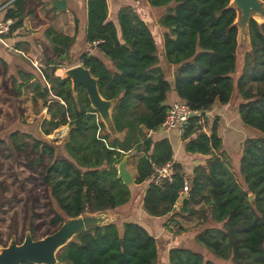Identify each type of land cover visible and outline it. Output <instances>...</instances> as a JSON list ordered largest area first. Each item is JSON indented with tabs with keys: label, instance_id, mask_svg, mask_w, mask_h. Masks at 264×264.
Segmentation results:
<instances>
[{
	"label": "trees",
	"instance_id": "obj_1",
	"mask_svg": "<svg viewBox=\"0 0 264 264\" xmlns=\"http://www.w3.org/2000/svg\"><path fill=\"white\" fill-rule=\"evenodd\" d=\"M10 1L0 0V8ZM147 2L153 8L164 9L159 18L165 28L163 52L169 65L178 66L174 78L177 96L202 112L191 118L182 132L185 149L192 154H214L206 164L195 168L181 211L196 214L199 224L205 225L196 241L216 259L230 262L224 264H264V23L251 20V50L240 67L236 11L229 8L230 0ZM35 3V0H13L1 9L5 10V20L13 21L5 37L22 28L29 14L35 15ZM109 15L108 0H87L85 42L97 53L90 49L73 57L79 19L73 37L46 26L47 45L42 54L45 67L35 68L26 61L29 67H19L17 74L11 76L10 93L15 98L21 97L24 88H30L34 102L45 99L44 105L51 115L42 125L46 135L62 125L69 126L63 150L21 129L9 135L13 148L40 183L33 189L35 195L24 204L26 219L22 229L24 232L29 225L34 238L52 233L66 217L119 211L127 204L131 188L118 177L117 168L127 154L138 157L134 183L148 185L143 199L147 214L166 216L182 197L185 173L181 164L173 163L175 174L171 181H154L156 168L173 162L174 151L169 139L155 141L147 135V131H156L165 120L172 89L170 75L160 65L153 25L131 5L121 7L116 20ZM75 61L82 62L99 78L103 97L118 99L112 117L121 138L107 132L83 87L75 100L70 80L55 75L58 68ZM0 65L7 74L6 61L0 59ZM48 84L55 91L54 102L49 105L45 92ZM236 90L242 98L238 106L241 121L259 131L244 140L237 175L223 151L218 123L211 127L210 135L202 123L216 102L230 103ZM19 116L18 112L10 121ZM6 149L5 141L0 139V153ZM205 192L204 204L196 209L194 205L200 203ZM41 196L48 199V212L40 206ZM30 210L35 217L26 224ZM12 233L11 228L6 233L0 231V242L6 245ZM57 256L63 264L161 262L156 237L142 225L128 221L122 228L113 222L81 232ZM167 263L216 264V261L189 248L176 247L169 251Z\"/></svg>",
	"mask_w": 264,
	"mask_h": 264
},
{
	"label": "rangeland",
	"instance_id": "obj_2",
	"mask_svg": "<svg viewBox=\"0 0 264 264\" xmlns=\"http://www.w3.org/2000/svg\"><path fill=\"white\" fill-rule=\"evenodd\" d=\"M35 1V15L29 14L27 16L32 19L31 26L18 29L11 35V37H5L3 35L2 39L10 44V48L3 45V43H0V45L3 46V48H5V50L8 52L7 54H9L7 55L8 58H3L2 56L0 57V59L6 61L9 67L8 73L4 74L3 67L0 65V139L5 141V146L7 147L4 152L0 153V205H2V209H0V231H5L6 233L11 228L13 233L10 236V239L12 237L20 242L24 239H22V237H25L27 233H30L32 236L34 234L29 225L26 226L24 232L22 229V226L25 223L24 220L26 219L24 204L28 199L32 198L35 195V191L33 189L36 188L40 183L39 180L34 177L35 172L26 167V160H24L22 158V155L16 152L13 148V145L9 140V135L11 131L21 129L31 132V134L36 137L46 139L49 142L59 145V149L63 150L64 141L67 139V135L69 132V126L62 125L59 128L53 130L51 134L46 135L44 133L42 125H44L45 120H49L51 118V115L48 111V107L44 105L45 99L38 98V102H34L33 93L30 88H24L21 97L15 98L10 93V87H12L11 76H15L17 74V69L19 67L27 68L28 65L25 64L26 61L28 63H31L35 68L45 67V61L43 60L42 54L44 53L47 45V41L44 35V29L46 26L53 27L59 33L71 35L75 32L76 19H79V26L81 29L80 33L77 34V40L73 46V57H77L84 51L90 49L92 53L98 52L96 49H92L91 45H88L85 42L84 35L87 14L85 0H69V3L71 5V12H66L67 9L65 10V12H61L58 10L55 11L56 9L51 7V3L48 4L49 0ZM7 3L8 2L4 3L3 5H6ZM135 4L137 6V10L142 15H144L148 21L152 23L154 33L158 41L159 53L161 55H164L163 47L165 28L159 23V18L163 14L164 9L151 7L148 4L147 0H135ZM113 15V12H111L109 17L111 18L113 17ZM22 36L27 37L28 42H20ZM70 55H72V53H70ZM78 64H82V62L75 61L67 66H62L61 68L57 69L55 75L61 78H65L66 69ZM161 64L167 73L170 74L173 71L172 67H170L169 64L165 62L163 57ZM237 76L238 74L236 75V77ZM51 87V84H48V105L54 102L53 98L55 91L53 89L51 90ZM173 89L174 87L172 86L169 95L173 93V91H175V89ZM83 96L85 97L84 93ZM241 101V95L236 90L232 97L231 104H233L232 106L235 108L239 106ZM214 106L209 111H207L205 119H203L202 121L204 130L207 133H211V127L216 121H219L216 120V108H214ZM18 107H21L20 111L18 110ZM139 109H142V107L140 106ZM18 112L20 113L18 119L11 122V117H17ZM240 126H242V128L245 129L248 134H245L243 132L245 136L242 138L239 144H236V149H233L231 152L232 154H234V156L229 159L230 168L233 172H236V170H234L235 166L238 165L239 167L240 165V155L242 154L244 140L248 137H253L259 134V131L255 129L247 131V128L243 125V123H241ZM2 127L3 129L1 130ZM243 129H239L240 132ZM147 135L151 136V132H147ZM141 138L142 141H144L145 138L143 136H141ZM128 155V157H130L127 161L129 169L135 172L136 165L138 163V157L132 158L130 154ZM187 178L190 182H193L192 177ZM132 184H130V187L131 190L135 191L134 204L135 206H138L141 200L142 190L141 188H139L138 190V188L134 184ZM40 199L42 202V205H40L41 208H45L48 212V199L45 196H41ZM118 212L122 218H119L116 223L120 228H122L126 216L128 218V212L126 208H121ZM34 217L35 216H33V212L30 210L29 214L27 213L26 224ZM179 226L180 225H178L175 230H173L172 236L184 238L183 241H180L181 243L176 244L174 247H186L195 252L203 253L206 255L207 259H214L216 261V264L230 263L225 260L216 259L212 254L207 253V251L203 247L197 244L192 236L190 238L188 237V235L186 236V234L188 233L187 229ZM204 226L205 225H200L198 222V225L195 226L196 230L192 229V232L198 234ZM3 245L4 243L0 242V248ZM158 246L161 259V262H159V264H168V251L165 247H163L161 241L160 243L158 242Z\"/></svg>",
	"mask_w": 264,
	"mask_h": 264
},
{
	"label": "water",
	"instance_id": "obj_3",
	"mask_svg": "<svg viewBox=\"0 0 264 264\" xmlns=\"http://www.w3.org/2000/svg\"><path fill=\"white\" fill-rule=\"evenodd\" d=\"M52 6L58 11L66 10L67 0H52ZM229 8L236 11L234 24L238 29L237 64L241 67L246 53L251 50V20L260 24L264 23V0H230ZM65 79H69L71 82L75 100H78L79 89L81 87L85 89L91 108L99 115L107 132L114 137L121 138L122 134L117 131L112 117L113 108L118 99H106L102 96L98 85L99 78L95 77L89 68L83 64H78L66 69ZM45 92L48 93V89H45ZM128 156L127 154L118 165V177L126 185L133 182V176L126 167ZM187 197L188 195H183L178 202L183 203ZM250 200L254 201V195L250 196ZM119 218L122 217L115 210L85 212L77 217L64 218L62 224L54 232L40 238H34L30 233H27L20 242L11 237L8 243L0 248V264H22L23 262L63 264L58 259L57 254L76 235L116 222Z\"/></svg>",
	"mask_w": 264,
	"mask_h": 264
},
{
	"label": "crops",
	"instance_id": "obj_4",
	"mask_svg": "<svg viewBox=\"0 0 264 264\" xmlns=\"http://www.w3.org/2000/svg\"><path fill=\"white\" fill-rule=\"evenodd\" d=\"M85 2H86V7H87V0H85ZM49 3H51V7L53 8L52 0H49L48 4ZM46 4H47V2H46ZM108 4H109L110 13L113 12V14H114L113 17H111V18H113V20H116L117 12L121 7H123L125 5H131L135 8L137 7L135 4V0H108ZM70 7H71V5L69 3V0H67L66 12H71ZM55 11H57V10H55ZM61 12H65V10H63ZM4 20H5V10H1L0 11V21H4ZM86 22H87V14H86V21H85V29H86ZM31 23H32V19L29 17H26L24 26L22 28L30 27ZM78 33H80V30ZM75 34H76V24H75V32L71 35H69V34H66V35L73 37ZM85 35H86V32H85ZM9 37H11V36H9ZM20 42H28V38L25 36H22L20 39ZM0 43H3V45L10 48V44L8 42L4 41V39H1ZM0 49H1L0 50V53H1L0 57L2 56L3 58H8L7 55H9V54H7L8 52L5 50V48H3V46L0 45ZM162 57L165 60L164 55L160 54V65L161 66H162V64H161ZM169 66L172 67L173 71L170 74L167 72L166 73L168 75H170L169 80L172 83V86L174 87V78H175V75L177 73L178 66L177 65H169ZM175 71H176V73H175ZM178 100H180V98L177 96L176 91H173V93H171L168 97V105H170L172 102L178 101ZM232 105L233 104H231V102L226 104V105H221V104H219V102H216V104L214 106V108H216V110H215L216 116H217L216 120H219V121H216L218 123V134L223 140V151L226 152L229 159H231L234 156V154H232L231 152L233 149L234 150L236 149V147H237L236 144H239L241 142L242 138L245 136V134H248L245 131V129H243L242 126H240L241 123H243V122L241 121L238 107L234 108ZM206 114H207V112H206ZM243 125L247 128L246 129L247 131L254 129L252 127L245 125L244 123H243ZM239 129H243V130L240 132ZM150 132H151V137L155 141H159V140L164 139V138L169 139V141L172 144L173 151H174L173 163L175 162V163H179L182 165V167L184 168L186 180H188L187 177L193 178L195 168L199 165L206 164L207 161L210 158H212L214 155V154L204 155V154H200V153L192 154V153L187 152L185 149L186 141H184L182 139V132H180V131L157 129L156 131H150ZM210 132H211V129H210ZM208 134L210 135V133H208ZM217 155L221 156L220 154H217ZM241 156H242V154L240 155V158H241ZM233 162H234V160H233ZM126 167H127L128 171L133 176V182L132 183L138 188V190H139V188H141V190H142L141 194L142 195H141V200H140L138 206H135V204H134V198H135L134 192L135 191L131 190L130 201L127 204H125L119 208V209H121V208L125 209L126 208V210L128 212V218L126 216L125 222H127V221L128 222H135V223H138V224L142 225L143 227H145L152 235H154L156 237V239L158 240L159 243L161 241V244H163V247L166 248V250L168 251V254H169V251L171 249L176 248V247H174L176 244H179V243H181L180 241H183L184 237L172 236L173 230H175V228L178 225H180L179 227L182 226V227H184V229H187L188 233L186 234V236L188 235L189 238L192 236V238L196 241V235L197 234H195V232H192V229L196 230L195 226L198 225L199 219H198L197 215L196 214H190V216H189V213L182 212L181 211L182 203H179V202L175 206L174 210L166 216L155 217V216H151V215L147 214L146 211L143 209V199H144L145 191H146L148 185H147V183L142 184L141 186L136 185L134 183V180L136 178V170H135V172L130 170L129 166H128V162H127ZM238 168H239L238 165H236L235 169H234V170H236V172H235L236 175L238 172ZM129 186H131V185H129ZM143 187H144V189H143ZM183 195L189 196V194H182V196ZM206 195H207V192H205L204 195L202 197H200V203L194 205V207L196 209H199L204 204L205 199H206ZM115 211L118 212V210H115ZM197 244H198V242H197Z\"/></svg>",
	"mask_w": 264,
	"mask_h": 264
},
{
	"label": "built area",
	"instance_id": "obj_5",
	"mask_svg": "<svg viewBox=\"0 0 264 264\" xmlns=\"http://www.w3.org/2000/svg\"><path fill=\"white\" fill-rule=\"evenodd\" d=\"M6 5L1 6L0 10L6 7ZM13 21L11 19L0 21V39H2L3 35L9 33L11 24ZM96 45V43H94ZM202 114L201 111L191 108L185 101L178 100L174 101L169 105L165 120L158 128L160 130H177L183 132L187 127L191 118L200 116ZM175 174L173 162H167L165 165L156 168V177L154 179L155 183H160L163 180L167 179L169 181L172 180L173 175ZM191 183L189 180L184 181V185L182 187V194H188L190 192Z\"/></svg>",
	"mask_w": 264,
	"mask_h": 264
},
{
	"label": "flooded vegetation",
	"instance_id": "obj_6",
	"mask_svg": "<svg viewBox=\"0 0 264 264\" xmlns=\"http://www.w3.org/2000/svg\"><path fill=\"white\" fill-rule=\"evenodd\" d=\"M54 231H55V230H54ZM54 231H53V232H54Z\"/></svg>",
	"mask_w": 264,
	"mask_h": 264
}]
</instances>
